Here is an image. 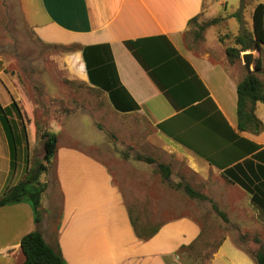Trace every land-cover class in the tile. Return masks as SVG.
Wrapping results in <instances>:
<instances>
[{"label": "crops", "instance_id": "0c3cea01", "mask_svg": "<svg viewBox=\"0 0 264 264\" xmlns=\"http://www.w3.org/2000/svg\"><path fill=\"white\" fill-rule=\"evenodd\" d=\"M15 2L25 26L45 43L108 45L120 87L139 105L138 110L122 113H139L149 121L158 140H149V145L162 156L160 162L170 165V178L185 179L209 198L205 201H213L227 212L243 233L264 238V211L253 204L245 189L222 175L225 169L246 160H252L254 166L264 165V129L260 134L238 129L237 87L247 70L240 61L231 63L225 50L213 47L217 51L213 53L206 48L185 47L189 22L201 15L205 0ZM6 3L8 0H0V11L6 12ZM210 46L223 44L216 41ZM249 51L256 59L254 50L242 54ZM82 64L85 68L80 70L86 81L99 89L89 80L85 60ZM100 90L115 109L109 92ZM118 92L132 104L120 88ZM13 97L11 92L4 106L10 105ZM256 114L264 122L260 102L256 104ZM3 138L0 159L4 180L0 194L14 174L6 132ZM53 163L56 185L53 181L49 185L39 224L28 202L0 209V264H22L25 256L21 239L36 228L48 244L60 246L67 264H183L179 253L182 246L193 244L203 235L202 220L195 215H183L165 219L158 224L160 229L153 237L142 240L135 232L124 193L105 162L72 142L60 148L59 140ZM247 175L251 176L248 169ZM134 178L140 182L139 177ZM146 178L149 180V175ZM141 181L143 192L137 186L130 189L133 195L151 191L143 178ZM55 194L58 205L49 200ZM259 249L257 246L256 251ZM210 264L257 261L254 253L239 245V237L225 235Z\"/></svg>", "mask_w": 264, "mask_h": 264}, {"label": "rangeland", "instance_id": "374dc122", "mask_svg": "<svg viewBox=\"0 0 264 264\" xmlns=\"http://www.w3.org/2000/svg\"><path fill=\"white\" fill-rule=\"evenodd\" d=\"M259 2L264 3V0H244L243 20L240 22L231 15L240 9L242 0H205L203 12L185 35L188 45L185 47L192 50L206 48L213 53L224 51L227 45L233 43L231 36L243 29L253 30V12ZM5 7L6 12L5 9L0 11V103L3 106L7 104L11 92L12 95L14 93L13 99L21 107L27 128L23 133L22 122L18 123L21 132L18 158L10 185L15 180L25 179L28 172L43 161L45 148L42 133L50 131L58 135L60 148L72 142L106 163L114 182L124 193L132 217L148 230L165 219L183 215L200 218L204 224L203 235L191 248L179 252L183 264H210L225 235L239 237V245L250 253H255L257 246L264 247V238L261 239L258 234L243 233L235 221L231 222L229 217L226 221L220 216L212 202L191 197L183 187H179V184L187 183L185 179L164 178L158 167L162 156L152 151L148 142H158L153 127L139 113L116 111L105 92L86 81L85 73L80 71L85 68L81 46L41 41L25 26L15 0H8ZM215 18L219 21L211 23ZM203 26L205 29L201 28ZM198 33L200 38H197ZM228 34L231 36L226 37ZM220 36L225 38V42L221 43L223 46H210L212 42H218ZM213 47L217 51L212 50ZM254 51L258 57L259 51ZM239 61L246 71L242 58ZM259 76L264 80V68ZM260 106L264 107V103L260 102ZM13 117H17L16 113ZM4 131L0 121V141L4 139ZM139 154L157 158V161L147 163L138 160ZM2 162L0 159V183L4 180ZM53 164L45 174L48 186L44 200L53 177L55 179ZM135 176L140 178V182L143 178L144 184L147 183L145 187H150L148 194L131 193L132 188L137 186L139 191L144 190ZM49 200L55 205L59 203L56 194Z\"/></svg>", "mask_w": 264, "mask_h": 264}, {"label": "trees", "instance_id": "16d2710c", "mask_svg": "<svg viewBox=\"0 0 264 264\" xmlns=\"http://www.w3.org/2000/svg\"><path fill=\"white\" fill-rule=\"evenodd\" d=\"M243 3L244 0H242L240 9L231 15L232 17L237 18L240 22L243 20ZM197 19L198 16L192 18L189 25ZM217 21H219V18H215L211 23H215ZM201 28L205 29L204 26ZM229 36L231 35L228 34L226 37ZM231 37L233 38L232 45H227L225 48L227 58L231 63L241 60V54L244 51L257 50L260 53V56L256 57V59L254 58L255 70L251 73L247 71L244 79L237 87L238 129L240 131H249L254 134H260L264 129V122L256 114V104L258 102L264 103V80L259 76L260 71L264 68V59L262 58L264 51L263 2L257 3L254 8L253 30L249 31L247 29H243V31ZM197 38H200L199 33L197 34ZM219 42L224 43L225 38L220 36ZM80 50H82L90 82L99 89L109 92L111 102L113 103L115 109L121 112L138 110L139 105L133 100L125 88L120 87L119 85V78L110 47L108 45L83 46L80 47ZM180 59L185 61L181 56ZM118 88H120L123 93L131 99L132 104H128L126 100L120 97ZM168 93L172 98V94L170 92ZM206 95H208L207 90ZM14 113H16V118L13 117ZM0 120L8 138L12 160L11 171H14L18 158V137L19 133H21L18 126L21 122L23 126L22 132L25 133L27 131L18 101L13 99L12 103L8 106L0 104ZM228 128L231 130L229 126ZM30 129L32 130L33 127L31 126ZM234 135L239 137L235 133ZM42 137L44 138L45 148L43 161L39 162L33 169H31L25 179L20 180L16 184L7 185L3 193L0 195V209L3 206L21 202H28L31 204L35 214V222L37 224L41 221L43 200L48 186L45 174L48 171L49 166L54 161L59 142L58 135L50 131L43 132ZM137 159L147 163H154L157 161L151 156H144L140 154L137 155ZM158 167L165 179L170 178L172 173L170 165L160 162L158 163ZM247 169L251 173V176L247 175ZM222 175L228 182L238 184L245 189L251 195V201L253 204L264 211V165L256 164L254 166V162L252 160H246L244 163H238L231 168L225 169L222 172ZM178 186L183 187L191 197L201 198L204 200L209 199L206 195L197 191L189 183L179 184ZM212 204L214 210L226 221H228L226 212L221 210L215 202L212 201ZM131 219L137 236L142 240L150 239L160 229V225H158L152 230H148L145 226L138 223L132 215ZM256 240L259 241L258 238ZM221 241L219 245L221 244ZM192 245L193 244L183 245L181 251L191 248ZM20 246L25 256V260L22 264H67L60 246H52L48 244L39 228H36L24 235L21 239ZM254 256L257 264H264V247H260V249L254 253Z\"/></svg>", "mask_w": 264, "mask_h": 264}, {"label": "water", "instance_id": "95a60500", "mask_svg": "<svg viewBox=\"0 0 264 264\" xmlns=\"http://www.w3.org/2000/svg\"><path fill=\"white\" fill-rule=\"evenodd\" d=\"M242 60L246 67V70L251 73L255 70L254 66V53L252 51H249L247 53L242 54Z\"/></svg>", "mask_w": 264, "mask_h": 264}]
</instances>
